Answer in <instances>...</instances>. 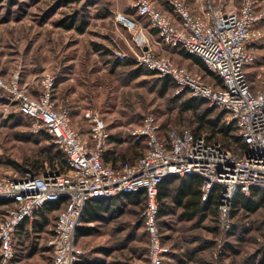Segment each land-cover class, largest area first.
<instances>
[{"label": "built area", "instance_id": "1", "mask_svg": "<svg viewBox=\"0 0 264 264\" xmlns=\"http://www.w3.org/2000/svg\"><path fill=\"white\" fill-rule=\"evenodd\" d=\"M261 0H209L202 10L191 11L187 1L168 0L178 15L172 17L156 7L153 0H133L136 13L147 19V26L123 14L117 20L134 30L133 40L142 54L116 50L120 59L132 58L159 76H170L176 94L188 90L192 97L203 98L208 107L218 110L241 138L239 152L219 140H210L207 132L173 128L161 137L162 124L153 112L138 124L129 126L134 138L145 141V152L134 161L118 165L104 161L110 137L105 115L88 109L90 136L73 126L71 111L58 105L53 89L61 69L43 71L36 94L19 85L20 72L7 81L0 75V89L6 99L0 111L5 118L18 111L30 120L33 134H44L66 155L68 168L53 169L48 164L40 171L25 170L20 175L0 176V198L8 201L0 221V264H13L16 258L15 235L26 221L33 223L46 205L62 202L47 246L53 264H77L85 250L78 245L81 226L89 201L102 197H125L142 192L146 197L143 212L149 237L151 264H164L169 247L162 243L158 216L159 189L170 176L197 175L202 179V198L218 191V211L225 230L233 227V210L239 193L251 196L264 189V80L254 90L247 75V65L257 60V43L264 40V8ZM126 19L128 21H126ZM155 30L160 41L181 47L200 57L207 69L221 78L215 85L202 73L174 64L150 47L147 29ZM146 47V48H145ZM25 87V86H24ZM13 107H15L13 110ZM264 220V219H263ZM260 241L264 251V233Z\"/></svg>", "mask_w": 264, "mask_h": 264}, {"label": "rangeland", "instance_id": "2", "mask_svg": "<svg viewBox=\"0 0 264 264\" xmlns=\"http://www.w3.org/2000/svg\"><path fill=\"white\" fill-rule=\"evenodd\" d=\"M208 1L206 0L205 3L207 4ZM229 1L235 4L240 2V0ZM83 2L85 1L0 0V75L2 78L9 81L19 71L21 73L19 85L24 90L28 89L31 94H35L36 90L43 89L40 77L43 71L54 72L61 69L60 77L62 63L67 61L66 53H72L74 56L78 54L81 61L78 64L84 67L81 74L74 75L80 89V105L79 101L74 102L73 98L76 96L67 94L69 81L62 86L58 84L53 89L54 99L58 105H66L70 111L74 109L80 111L81 108L82 112L88 109L98 111L105 115L110 125L119 123L123 117L128 119L127 122L132 121L131 123L136 125L146 113L153 112L158 118L157 122L162 124L161 133L165 135L162 136L160 133L161 137H166L169 130L176 127L196 129L197 114L191 109H183V98L175 96V86H171L166 92H161L163 81L158 74L142 73L129 78L130 73L125 70L129 67H119L115 71L91 69L105 64L104 60L110 63L109 67L112 68V61L110 62L109 59L117 56V49L129 54L133 50L142 54L143 49L135 45L134 30H128L129 34L116 26L111 17L94 21L91 19L92 10L79 6ZM153 2L156 5L154 0ZM188 5L191 11L198 12L189 3ZM156 7L158 8L157 5ZM260 7L264 8V0L260 1ZM78 13V19L74 20L76 26L63 24L68 19L73 21ZM83 22L91 23L87 25ZM83 25L85 27L80 29ZM262 27L264 29V22ZM101 28L108 30L109 35L103 36L98 33L97 31ZM153 37L155 42L160 41L156 38L158 36L152 35V39ZM94 41L108 45L112 54L105 57L97 55L94 51L96 49ZM155 44L154 51L157 55L169 57L174 64L201 73L200 67L182 58L181 52L174 55L173 51L166 47L167 45L161 47ZM255 49L258 58L246 68L253 88L257 90L260 89L264 80V40L260 44L257 43ZM91 50L96 54L90 53ZM30 64L37 66L40 73L35 76L30 75L29 84L26 85L23 79L26 75L23 71L24 66ZM6 94L5 89H0V95L3 97L0 99V111L6 100L4 99ZM14 108L13 110H16ZM205 108L206 105L200 106L199 113L201 114ZM79 113L76 112L73 117L74 126L84 125ZM11 115L16 117L11 120L1 119L0 122V176L20 175L27 169L38 172L46 164L49 165L47 152L57 153L59 147L44 134L31 133L30 120L20 112L14 111L9 116ZM218 115H220L218 126H224V116L218 110H214L208 117L215 119ZM16 118L17 120H14ZM207 134L210 133L207 132ZM234 135H237V131L233 127L228 136L217 134L215 139L239 152L242 144L233 140ZM85 136L89 138L87 134ZM117 150L119 154L126 151L129 157L141 153H135L138 147L133 148L126 142L121 143ZM144 152L145 149L141 154ZM120 160L118 158L117 164L121 162ZM42 162L43 168L40 167ZM166 201L169 200L166 199ZM162 205L168 209L173 208L167 214L158 216L162 243L170 250V253L165 256L166 264H264V251L260 241L264 233V205L256 212L246 211L238 205L237 209L233 210L231 230H225L222 226L218 210L216 213L210 209L194 219H187L180 214L182 212H178L179 209L171 201ZM145 206V196H142L138 202L124 203L122 211L113 219L96 224L95 227L98 226L100 229L95 228L94 234L79 237L78 245L85 250L83 259L86 261L97 259L91 257L99 256L100 252L97 250L102 248L109 250L108 254L104 255L103 260L106 262L103 264H151L149 237L143 215ZM4 212L5 205H1L0 221L3 219ZM51 217L53 228L57 214L54 213ZM46 237H48L46 234L33 235V237L28 235L20 241L15 235L16 252L19 250L18 254L23 256L19 263L53 264L52 251L45 247L46 242L48 243L47 240L45 241ZM18 245L21 247L18 248Z\"/></svg>", "mask_w": 264, "mask_h": 264}, {"label": "crops", "instance_id": "3", "mask_svg": "<svg viewBox=\"0 0 264 264\" xmlns=\"http://www.w3.org/2000/svg\"><path fill=\"white\" fill-rule=\"evenodd\" d=\"M83 1H85V2L80 3L79 6H83L84 8L91 9L92 10L91 19H93L94 21L95 20L100 21V20H103L105 18L111 17L114 20L116 26L121 27L123 30H125L126 32L129 33V31H128L129 29L126 27V25L123 22L118 21L116 19V15L121 13L127 17H130L132 19H136V20L140 21L141 24L147 26V19L143 16L138 15L136 13L135 9L132 7L133 0H83ZM154 1L160 10H162L166 14L170 15L173 20H175V21L178 20V15L169 6L168 0H154ZM205 1L206 0H187V2L190 4V6L196 10L204 9L206 6ZM78 16H79V13L77 14V16L74 19L75 20L78 19ZM67 21H68V23H70L71 19H68ZM67 21H66V23H67ZM89 23H91V22H89ZM84 24H87V22H85ZM97 32L103 36L109 35L108 30H105V28H101V30H99ZM82 33H84V31ZM146 34L151 38L150 47L153 50L156 49L155 43L161 45V47L166 46V44L160 43L159 40H157L158 42L157 41L155 42L154 37L152 39V35L158 36L155 30H149V28H148ZM156 38H159V37H156ZM99 44H103V43H101L100 41H94V45L96 48L94 51H96L97 55H99V56L102 55V57L109 56L111 53L106 54L105 52H103V50L99 47ZM103 45H105V44H103ZM105 46L108 47V45H105ZM166 47L170 48V50L173 51L172 54L175 55V53L181 52L180 54L183 55L182 58L190 60V62H192L196 66L198 65V67H200V69H201V73L203 74L204 78L205 79L208 78V79H206V81H208L212 84H215V85L221 84V78L218 75L210 72L207 69L206 65L203 63V61L200 59V57H198L197 55H195L193 53L186 51L185 49H183L181 47H173V46H169V45H167ZM94 51L91 50L90 53L96 54ZM110 52H112V51L110 50ZM65 57H66L67 61L62 63V66H63L62 67V74L57 81V86H58V84L60 86H62L65 82L67 83L69 81V83H68L69 87H68V90L66 89V91H68L67 94H69V95L72 94V95L76 96L73 98L74 102H76V100L77 101L80 100V96H79L80 89L77 86V82L75 81L74 75L75 74H81L83 71L82 69L84 67H81L78 64V63H81V61L78 58V54L74 56L72 53L71 54L66 53ZM73 57H75V58H73ZM68 58H71V59L73 58V59L68 60ZM104 63L105 64H103V62H102L103 65H99V67L96 69H93L94 67H92L91 69L94 71H99V70L103 71V70H108V69H109V71H111V70L115 71L116 70V68H114V67L110 68L109 67L110 63L106 62L105 60H104ZM23 72H24V75H26V77H24L23 79L25 81V84L28 85L29 81H30L29 76L30 75L35 76V75L39 74L40 69H38L37 66L30 64V65L24 66ZM85 73L86 72H84V74ZM88 73H89V71H88ZM36 93H37V90H36L35 94ZM2 98L3 97L0 95V99H2ZM69 99H71V98H69ZM60 103H62V102H60ZM78 103L80 105V101ZM86 111L82 112V108L80 109V111H77L76 109H74V111H71L70 112L71 113V122L73 124V122H74L73 117L75 116V113L80 112L79 114L81 115V118L83 119L84 125H82V126H74L73 125V126L77 127V129H79L82 133L90 136V123H89V119L85 116ZM15 117H16V115H11V117L8 116L5 118H2L0 116V122H1V119H7L8 118L9 120H11L12 118H15ZM14 120H17V118ZM127 121H128V119H125L123 117V120L119 121V123H115L114 125L109 124L110 137H109V141L107 144L106 151L109 150L110 152L118 153V150H117L118 147L120 146L121 143H124V142L129 143V145H131L133 148L137 147L136 142H134V138L132 139L130 133H127V132H129V126L133 125V123H131L132 121L131 122H127ZM87 124H88V126H87ZM161 134H162V136L165 135L164 133H161ZM141 145H142V147H140V145H139L138 151H136L135 153H139V152L144 151V149H145L144 143L143 144L141 143ZM135 155H137V154H135ZM135 155L131 157V160H135L139 157V156L135 157ZM108 163L113 164L112 161H110ZM255 190H257V189H255ZM175 192H176L175 188L172 187V185H170V194L164 196L163 200H160V201L161 202L164 201V203L171 201V203L175 207H177V209H179L178 212H182L180 214H182V216L184 218H186V215L184 214V210H185L184 207L178 203L177 204L175 203V200L173 198V194ZM139 194H142V196L145 195L142 192H139ZM131 195H138V194L137 193L129 194L125 197H123V196L122 197H107V198L102 197V198L92 199L91 201L88 202L87 209L89 208V206L92 207V209H93L92 214H95V215L90 221L86 220L88 217L87 210H86L85 220H83L82 226H84L86 228L91 227L93 229L91 234H94L96 232L95 228L100 229V228H98V226L95 227L97 223H103V222L106 223V221H110V218L113 219L117 213L122 211L124 203L132 202L131 198L129 197ZM244 196L245 195L239 193L237 198H236V201H237L236 203L239 205V207H242L244 210H246L245 207L241 204V198ZM249 197H251L255 201L261 200V196L259 194H255V195L252 194ZM166 199L169 201H166ZM100 204H102L103 207H101ZM238 205H237V207H238ZM263 205H264V200L261 202L260 207H262ZM63 206H64V204L62 202L52 203V204L47 205L46 207H44L43 210L41 209L42 211H40V213L37 217V221H35L34 223H28L25 221L20 226L19 230L17 231L16 236H18L19 240L22 241L28 235L33 237V235L40 236V235L46 234V235H48V237H46L45 241L46 240L48 241V239L50 238L51 233H52V223H51L52 217L51 216H53L54 213H56L58 215V211ZM171 209H173V208L171 207ZM171 209H168L166 206H162L161 215L167 214L168 212H170ZM91 234H86V236L91 235ZM82 236H80V238ZM20 237H22V238H20ZM34 244H36V243H34ZM20 247H21V245H18V248H20ZM45 247L46 248L48 247L47 242L45 244ZM18 251L19 250H17V252H16L17 253L16 254L17 255L16 260H18L17 263L20 264L19 263L20 259H23V256L19 255ZM98 251L100 252V254L98 253L99 256L91 257V258H97V259H94V260L91 259V261H86L83 259V257L85 256V252H84V254L82 255V258L77 262V264H89V263H97V262L103 264L104 262H106L103 260V258H105L104 255L108 254L109 250L100 248L97 250V252ZM95 254H96V252H95Z\"/></svg>", "mask_w": 264, "mask_h": 264}, {"label": "trees", "instance_id": "4", "mask_svg": "<svg viewBox=\"0 0 264 264\" xmlns=\"http://www.w3.org/2000/svg\"><path fill=\"white\" fill-rule=\"evenodd\" d=\"M75 19L71 21L70 23L64 22L63 24L66 26H71V24L75 25ZM85 22H83L84 24ZM76 26V25H75ZM85 26L83 25L80 27V29H83ZM99 47L105 52L106 54L111 53L110 48L106 47L103 44H99ZM110 62L112 61V65L114 68H119V67H126L129 69H125L127 73H130L129 78H134L136 76L141 75L142 73L145 74H150V75H156L157 72L154 70H150L144 66H136L135 61L132 58H126V59H120L118 56H115L114 59H109ZM161 80L163 81V89L161 92H166L168 91L171 86H175L177 88L176 83L173 81V79L168 76H159ZM175 96L177 98H183L182 102V107L184 110L191 109L193 110L197 116H196V121L197 122V128L194 129V131L197 134H202L203 132H208V137L210 140H217L215 139L217 134H222L223 136H228L230 131L232 130L233 126L228 125L224 123V126H218L219 125V120H220V115H218L215 119H212L208 116H210L215 109L208 107L207 102L203 98H197V97H192L189 93L188 90H184L179 92L178 94L175 93ZM206 105V108L203 110V112L200 114L198 109L200 106ZM222 114V113H220ZM235 139V142H241V138L237 135L233 136ZM47 138L50 140V137L47 135ZM133 139L134 137L131 136ZM52 142V141H51ZM134 142H136L137 147H142L141 143L146 146L145 141L142 138H134ZM230 144V143H229ZM142 153V152H141ZM137 154V155H142V154ZM48 160L47 162L53 169L59 168L60 170H66L68 168L67 165V160H66V155L62 151V149L58 148L57 153H50L47 152ZM118 158L123 160H131V156L127 155L126 151H123V153H115V152H110L107 150L104 152V161L105 162H110L112 161L114 165H118L117 160ZM134 161V160H131ZM44 162V161H43ZM43 162L40 164V167L42 166L43 168ZM39 171V170H38ZM201 183L202 179L200 176L197 175H186V176H170L168 177L165 181L161 183L160 189H159V202H160V210L162 209V204L163 203L160 200H163L164 196L170 194V185L175 188L176 192L173 194V198L175 200V203L180 204L184 207V214L186 215L187 219H194L197 217L199 214L207 212L210 209H212L214 212H218V202H219V194L218 191L213 192L210 194V196L206 199L203 200L202 198V191H201ZM138 195H131L129 196L132 200V202H138L140 198H142V194L137 193ZM259 194L261 196L260 201H255L251 197L244 196L241 198V204L245 207V209L249 212H256L258 208L260 207L261 202L264 200V189H257L253 191V195ZM145 196V195H143ZM138 198V199H137ZM237 201H235V206H234V211L237 209ZM8 203L7 200L0 198V206ZM47 206V205H46ZM45 206V207H46ZM101 207L102 204H100ZM88 204L85 209V214L87 210L88 217L86 220L90 221L95 214H92V207L89 206L87 209ZM44 208H42L43 210ZM40 210V211H42ZM40 211L37 213V217L40 213ZM215 213V214H216ZM85 214L83 220H85ZM161 214V211L160 213ZM37 221V220H36ZM92 228L91 227H84V226H79L77 236L78 238L82 235L86 234H91L92 233ZM17 257V256H16ZM1 258V256H0ZM17 258L14 259L13 264H18L16 260ZM166 260V259H165ZM164 260V264L165 263ZM89 264H101L99 262L97 263H89ZM168 264V263H167Z\"/></svg>", "mask_w": 264, "mask_h": 264}, {"label": "water", "instance_id": "5", "mask_svg": "<svg viewBox=\"0 0 264 264\" xmlns=\"http://www.w3.org/2000/svg\"><path fill=\"white\" fill-rule=\"evenodd\" d=\"M126 21H128V20L126 19Z\"/></svg>", "mask_w": 264, "mask_h": 264}]
</instances>
